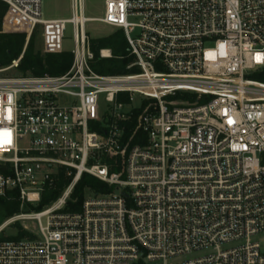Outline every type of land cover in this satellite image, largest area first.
Masks as SVG:
<instances>
[{"label":"built area","instance_id":"2783aa9c","mask_svg":"<svg viewBox=\"0 0 264 264\" xmlns=\"http://www.w3.org/2000/svg\"><path fill=\"white\" fill-rule=\"evenodd\" d=\"M0 1L3 30L42 25L47 53L73 32L65 73L0 75V197L36 204L68 179L0 227L38 224L0 240V264H264V0H106L101 20L139 69L124 75L92 69L86 0L68 20L45 19L44 0ZM84 174L112 191L65 211Z\"/></svg>","mask_w":264,"mask_h":264},{"label":"trees","instance_id":"16d2710c","mask_svg":"<svg viewBox=\"0 0 264 264\" xmlns=\"http://www.w3.org/2000/svg\"><path fill=\"white\" fill-rule=\"evenodd\" d=\"M8 11V5L0 1V69L6 68L18 59L24 51L20 59L17 70L23 75H53L58 76L65 73L73 63V53L71 51L42 53L35 47L34 35L32 34L26 44L28 34L25 32H5L3 30L4 18ZM90 48L94 54V58L90 61L92 69L103 75H124L136 73L139 71L137 67L128 68V65L134 61V56L130 53V48L126 40L124 32H117L109 37L97 38L90 40ZM110 48L112 56L102 58L100 50ZM25 49V50H24ZM253 78L264 82V68L253 75ZM137 111V115H138ZM134 125V121L130 123V128ZM136 141V140H135ZM0 164V171H3ZM58 182L54 188L46 189L41 196L40 202L36 204H24L19 196L18 190H10L6 196L0 197V227L10 218L21 211L40 212L49 207L62 193L68 184V179L64 176L63 170L59 172ZM93 190L97 194L108 193L112 191L108 185L97 178L84 174L75 187L70 200L68 201L65 211H80L85 198L86 190ZM17 222V221H16ZM18 227L16 235L5 234V229L0 231V240L23 238H34L32 232ZM10 224V225H11ZM9 226V225H8Z\"/></svg>","mask_w":264,"mask_h":264},{"label":"rangeland","instance_id":"374dc122","mask_svg":"<svg viewBox=\"0 0 264 264\" xmlns=\"http://www.w3.org/2000/svg\"><path fill=\"white\" fill-rule=\"evenodd\" d=\"M71 1V0H70ZM102 9H103V0H89V12L90 13H95V14H101L102 13ZM43 16H46V0H44L43 2ZM89 29H90V33H88L89 35V39H93L96 38L95 35L97 34H104L105 31H108L109 28L104 27L101 23L99 22H93L89 24ZM72 30H71V26L69 27V30L67 32L69 37L68 39H72ZM34 35V41H35V47L36 49H39L42 53H47L44 50V27L42 25H39L35 28L34 32L32 33ZM30 37L27 38L26 44L28 42ZM68 50H70L71 48H73V44H71V41L67 42V47ZM25 50V49H24ZM24 51L21 53L20 57L21 58L23 56ZM15 59L14 61L19 60ZM13 61V62H14ZM0 75H6V76H19V75H23L20 71L17 70V68L11 69L6 73H0ZM135 99V104L137 106H139L142 102H143V97L139 94H135L134 96ZM171 99V98H168ZM23 144H26L25 142ZM97 196L101 197V195H98L97 193H95L93 190H86L85 192V198L86 199H94ZM21 213H30V212H25V211H21ZM45 220V219H44ZM15 223H19L18 226L22 227V229L29 231V232H34V231H38V224L37 222L33 221V220H19ZM18 232V227L15 226V224H11L9 226L6 227L5 229V234L7 235H16ZM262 245H263V249H264V241H261ZM146 264H164L163 261H148Z\"/></svg>","mask_w":264,"mask_h":264},{"label":"crops","instance_id":"0c3cea01","mask_svg":"<svg viewBox=\"0 0 264 264\" xmlns=\"http://www.w3.org/2000/svg\"><path fill=\"white\" fill-rule=\"evenodd\" d=\"M105 9H106V0H103L102 13L99 15L95 14V13H90L89 12V0H86V16L89 19H92L91 21H89L87 23V32L88 33L91 32L89 29V24L93 23V22H99L104 27L109 28V30L105 31L104 34L95 35L96 38H93V39L105 38V37H109V36H111L117 32H124L123 29L116 27V26L106 24L101 20L105 15ZM71 16H72V7H71V1L70 0H46V16H45V19H47V20H68L71 18ZM70 26L71 25H68L65 37L62 39V41L59 42V45H57V47H56L57 51H59V52L72 51V48L70 50H68V48H66L67 42L71 41V44H73V39L69 40L68 39L69 37H67L68 36L67 32H68ZM71 30H72V26H71ZM105 49L111 50L110 48H105Z\"/></svg>","mask_w":264,"mask_h":264},{"label":"water","instance_id":"95a60500","mask_svg":"<svg viewBox=\"0 0 264 264\" xmlns=\"http://www.w3.org/2000/svg\"><path fill=\"white\" fill-rule=\"evenodd\" d=\"M125 196H127V193H124Z\"/></svg>","mask_w":264,"mask_h":264},{"label":"bare ground","instance_id":"6f19581e","mask_svg":"<svg viewBox=\"0 0 264 264\" xmlns=\"http://www.w3.org/2000/svg\"><path fill=\"white\" fill-rule=\"evenodd\" d=\"M92 19H89V21H91Z\"/></svg>","mask_w":264,"mask_h":264}]
</instances>
